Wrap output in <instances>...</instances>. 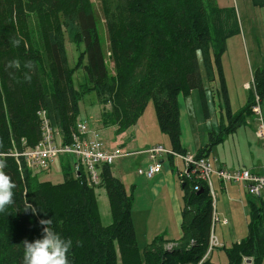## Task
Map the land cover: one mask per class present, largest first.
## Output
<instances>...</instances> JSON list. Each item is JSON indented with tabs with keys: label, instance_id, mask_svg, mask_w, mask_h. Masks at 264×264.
Masks as SVG:
<instances>
[{
	"label": "trees",
	"instance_id": "16d2710c",
	"mask_svg": "<svg viewBox=\"0 0 264 264\" xmlns=\"http://www.w3.org/2000/svg\"><path fill=\"white\" fill-rule=\"evenodd\" d=\"M100 2L106 49L90 0H0V160L7 165L0 171L15 185L12 202L0 212V264H23V242L41 238L46 226L42 220H51L53 229L72 241L69 264H217L210 259L211 251L207 253L213 199L204 181L185 180L181 187V235L176 245L167 247L172 239L158 234L140 251L132 195L110 165L101 166L99 185L89 186L73 176V157L64 155L63 180L53 183L42 179L24 157L12 155L42 139L41 110L55 139L69 142L79 121V102L91 92L98 104L109 106L102 122L116 125V134L134 125L152 101L171 150L186 154L179 96L197 89L204 100L200 61L208 82L217 78L220 83L226 120L219 121L220 130L210 133L196 158L205 157L223 134L239 127L243 114L252 112L255 104L262 111L264 67L252 74L253 88L244 106L236 115L231 113L221 57L227 39L240 32L233 7L220 6L216 0ZM252 3L264 6V0ZM65 39L78 51L72 68ZM106 60L112 63L110 69ZM79 69L84 77L75 86L73 77ZM97 188L108 199V225L100 222ZM245 205L247 233L222 247L227 264L264 261V200L247 193Z\"/></svg>",
	"mask_w": 264,
	"mask_h": 264
},
{
	"label": "rangeland",
	"instance_id": "374dc122",
	"mask_svg": "<svg viewBox=\"0 0 264 264\" xmlns=\"http://www.w3.org/2000/svg\"><path fill=\"white\" fill-rule=\"evenodd\" d=\"M90 1L94 9L99 34L103 38V47L106 49L107 34L102 4L100 0ZM216 2L220 6L234 8L240 30L238 34L227 39L226 51L221 57L222 73L225 87L227 88L230 109L231 113L235 114L244 106L248 90L253 88L252 74L257 69L264 67V6H256L252 3V0H216ZM65 48L68 65L72 68L78 59L76 45L65 39ZM104 55L107 58L105 51ZM106 63L110 69L112 63L108 60H106ZM202 65L200 61L204 100L197 89H193L187 96H179L183 129L181 137L189 152H196L200 147H204L210 141V133H217L220 130L219 121L226 120L223 98L219 87L220 83L217 78L212 82H208ZM83 77V70L79 69L75 72L73 77L75 86H78ZM244 83L247 84L245 85ZM96 99L94 92L85 95L81 99L79 102V120H85L92 129L99 131L103 138H107L109 141L115 140L117 135L126 130H128L127 133H132L131 136L139 139L138 145H135L136 143L134 145L131 143H126L125 145L116 144L120 145L127 154L114 160L111 170L118 178H122V176L126 178L122 182L126 191L133 198L131 215L137 244L141 251L147 243V236L153 235L159 228L163 230L160 234H168L164 230L166 228L170 230V226H173L171 222L172 214L174 216L178 215L177 206L174 205V212L173 210L168 212L164 207H160L156 201L150 198L148 188H143V184L136 183L135 181L138 175L137 169L144 168L149 160L146 153L138 151L154 145H161L166 150L171 151L169 139L159 129L152 101L147 103L142 116L134 125L120 134H116V125L112 124V122L110 125H104L102 122L104 111L109 106L98 104ZM261 106L262 114H264V103ZM240 121L239 127L227 134H223L222 141L211 146L210 151L205 153V158L210 162L212 169L218 166L220 160H225L229 168H253L264 161V132L262 135L260 133V125L263 123L264 126V121L261 122L258 119L253 109L252 112L243 114ZM142 139L146 141L144 143L146 145L143 147H141ZM63 157L60 155L59 157L56 156L47 168L35 169L37 174L42 179L50 180L53 183L62 182L61 161L63 160L60 158ZM164 160V168L168 170L170 175L173 173L171 185L180 194L178 201L181 209L183 205V192L181 181L178 179L176 172L183 169V162L179 158H174L172 164L167 158ZM144 161L145 165H142ZM210 181L212 184L217 181L214 173L210 174ZM234 184L236 186L240 185ZM136 186L138 187L135 188ZM214 190L217 194V189L214 188ZM96 193L100 222L103 225H108L111 223V214L107 196L101 188H97ZM244 200L242 198L239 201L241 210L237 207L232 208L234 228L231 227V221L224 222L223 217H221L219 222L213 221L211 233L215 237L220 238L222 232H224L225 238L222 241L227 246L232 244L233 236L242 237L247 233V214L244 208ZM216 201L217 197H214L213 213ZM210 257L217 264H227V258L222 246L213 247ZM262 264H264V261Z\"/></svg>",
	"mask_w": 264,
	"mask_h": 264
},
{
	"label": "built area",
	"instance_id": "2783aa9c",
	"mask_svg": "<svg viewBox=\"0 0 264 264\" xmlns=\"http://www.w3.org/2000/svg\"><path fill=\"white\" fill-rule=\"evenodd\" d=\"M252 109L258 119L263 122L260 105L257 103ZM38 115L42 121V139L33 147H27L22 152L13 154L16 158L18 155L24 157L30 168H47L56 156L70 155L73 157L71 169L73 176L76 179L84 180L89 186H96L100 181L101 166L105 164L111 166L114 160L127 154L120 145L107 146L100 132L92 129L85 120H79L76 123L71 131L69 142L62 140V137L56 140V134L50 128L45 117V111H39ZM263 132L264 126L261 123V135ZM138 152L146 153L150 161L145 168L137 169L138 175L151 178L159 172L162 166V162L157 160L158 156L163 154L170 155L174 158H179L183 162L184 167L178 171V179L181 182L191 179L204 181L208 186L212 199L216 194L210 181L211 173H214L223 184L227 182L242 183L246 193L252 196H259L261 189L264 188V162L255 171L244 168L212 169L210 162L205 157L196 158L195 155L190 153L180 154L172 150H166L161 145H154ZM198 189L199 186L196 184L194 190ZM215 219L217 218L213 213V221ZM174 245H176V242L171 241L166 246L172 247ZM218 245L217 238L211 233L207 253Z\"/></svg>",
	"mask_w": 264,
	"mask_h": 264
},
{
	"label": "crops",
	"instance_id": "0c3cea01",
	"mask_svg": "<svg viewBox=\"0 0 264 264\" xmlns=\"http://www.w3.org/2000/svg\"><path fill=\"white\" fill-rule=\"evenodd\" d=\"M244 84L246 85L247 83H244ZM223 121L225 122V120H223ZM180 126H181V134H182L183 129H182L181 109H180ZM127 132H128V130L121 133L120 135H117L116 139L113 141H109L107 138H103V139L105 142H107L106 143L107 146L108 145L114 146L116 144L125 145L126 143H131L132 145H134V143H136L135 145H138L139 139L137 137L134 138V136H131L132 135L131 132L130 133H127ZM144 143H146V141L144 139H142L141 140V147L146 145V144L144 145ZM181 145L183 147H185V143L183 142L182 137H181ZM186 150H187V148H186ZM140 151H142V150H140ZM187 153L195 155V151L189 152V150H187ZM165 158L170 160L171 164L174 161V157L170 158V155L164 154V155L158 156L157 160L162 162V166H161V169L159 170V172L156 173L151 178H148V177L143 176V175H139L140 176L139 177L137 175V177L135 178V181H136V183L143 184L142 185L143 188H148V194H149L150 198L153 201H156V203L160 207H164L168 212L171 210H173V212H174V205L177 206L178 215L174 216V214H172V217H171V222H172L173 226H170V230L167 228L164 230V231H166L165 233H168V234H164V236L166 238L172 239L171 241L176 242V240L181 235V219H182V217H181L180 204L178 201V196L180 194L171 185V182L173 181V178H172L173 173H172V175H170L168 170L166 168H164V164H165L164 159ZM149 162L150 161L148 160V164H149ZM263 162H261L258 165H255L253 168H244V169H250L252 171H255L258 169V167ZM142 165H145V161L143 162ZM145 167L146 166H144V168ZM217 168L239 169V168H235V167L229 168L228 165L226 164L225 160H220L218 162V166L215 169H217ZM178 171L179 170H177V172H176L177 175H178ZM216 179H217V181L215 183H213V184L211 183L213 191L215 192V194H216V191L214 190V188L217 189V194L215 195V198L217 197V201L215 202L216 205L214 208V216L216 215V218H218V219L217 220L215 219V221L219 222L221 220V217H223L224 218L223 221L224 222L231 221V227L234 228V215H233L232 208L237 207L240 209V207H239L240 202L239 201L242 198L246 199V193H245L246 190H245L244 185L242 183L227 182V183L223 184L217 177H216ZM120 180L124 181V180H126V178L124 176H122V178H120ZM234 183L240 184V185L236 186ZM215 184H216V186H215ZM137 187L138 186H136L135 188H137ZM259 197L264 200V188L262 189V191H260ZM243 203H244V208H245V212H246L245 200ZM213 207H214V205H213ZM162 231L163 230H160V228H159L153 235L147 236V242H149L154 236L160 234ZM242 237L233 236L232 244L235 242H238ZM223 238H225L224 232H222L220 238H217V240L219 242V245L217 247H219V246L227 247L225 242L222 241ZM210 259H211V257H210Z\"/></svg>",
	"mask_w": 264,
	"mask_h": 264
},
{
	"label": "clouds",
	"instance_id": "9594fccd",
	"mask_svg": "<svg viewBox=\"0 0 264 264\" xmlns=\"http://www.w3.org/2000/svg\"><path fill=\"white\" fill-rule=\"evenodd\" d=\"M6 166V162L0 160V170ZM14 187L10 178L0 171V212L12 202ZM41 224L46 225L41 238L23 242V264H69L72 241L57 233L51 220H42Z\"/></svg>",
	"mask_w": 264,
	"mask_h": 264
},
{
	"label": "water",
	"instance_id": "95a60500",
	"mask_svg": "<svg viewBox=\"0 0 264 264\" xmlns=\"http://www.w3.org/2000/svg\"><path fill=\"white\" fill-rule=\"evenodd\" d=\"M184 182H181V187H183ZM250 260H246V263L249 264Z\"/></svg>",
	"mask_w": 264,
	"mask_h": 264
},
{
	"label": "bare ground",
	"instance_id": "6f19581e",
	"mask_svg": "<svg viewBox=\"0 0 264 264\" xmlns=\"http://www.w3.org/2000/svg\"><path fill=\"white\" fill-rule=\"evenodd\" d=\"M41 133H42V132H41ZM12 155H13V154H12ZM18 156H19V155H18ZM83 181H84V180H83ZM98 185H99V184H98ZM98 185H97V186H98Z\"/></svg>",
	"mask_w": 264,
	"mask_h": 264
}]
</instances>
